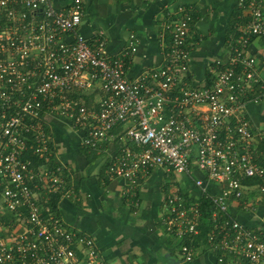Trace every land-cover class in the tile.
Returning <instances> with one entry per match:
<instances>
[{
    "label": "built area",
    "instance_id": "1",
    "mask_svg": "<svg viewBox=\"0 0 264 264\" xmlns=\"http://www.w3.org/2000/svg\"><path fill=\"white\" fill-rule=\"evenodd\" d=\"M241 3L252 15L235 37L213 87H180L181 95L172 96L192 56V17L184 8L165 25L172 39L167 65L130 80L124 61L109 59L102 37L91 45L78 32L82 0L66 8H57L54 0H0V264L102 263L94 239L78 235L59 216L54 197L71 193L63 165L47 168L27 156L50 157L45 113L60 111L86 128L83 143L93 149L108 140L116 126L132 121L126 135L138 149L126 145L107 169L111 177L127 180L129 189L138 185L142 171L163 165L178 172L196 166L212 179L226 181L223 194L212 196L216 210L211 240L222 235L219 245L233 255L231 264H264V239L227 215L228 198L240 197L249 188L241 176L264 174L249 154L253 133L240 115L246 104L242 94L259 81L256 58L246 49L252 36L264 37V0ZM65 35H71V41ZM135 39L131 34L133 51ZM96 86L101 91L98 107L68 97ZM240 142L246 152L236 150ZM196 184L203 186V181L197 179ZM261 196L264 200V184ZM179 201L169 200L170 228L177 227V236L197 233L198 205ZM182 253L185 261L193 259L189 245L182 246Z\"/></svg>",
    "mask_w": 264,
    "mask_h": 264
},
{
    "label": "crops",
    "instance_id": "2",
    "mask_svg": "<svg viewBox=\"0 0 264 264\" xmlns=\"http://www.w3.org/2000/svg\"><path fill=\"white\" fill-rule=\"evenodd\" d=\"M72 1L54 0V5L66 8ZM82 2L84 13L78 32L91 45L102 37L109 59H122L130 80L167 65L172 39L165 25L179 16L180 8L190 13L192 21L188 41L192 50L191 61L182 84L172 96L181 95L180 87H213L218 71L229 61L235 37L240 35L242 25H246L252 15V10L242 5V0ZM241 10L247 17L241 14ZM131 34L136 36L135 51L131 48ZM71 37L65 35L68 41ZM246 54L256 58L259 81L251 84L250 90L247 88L242 94L246 104L241 108L240 115L249 122L253 133L249 154L253 156L254 164L264 169V37L252 36ZM100 93L96 86L87 92H70L68 97L79 103L94 101L93 106L98 107ZM193 119L196 126L201 124L197 116ZM45 120L43 131L53 152L50 157L37 162L47 168L63 165L64 175L67 176L64 178L71 193L65 198L54 197L59 200V216L78 235H89L94 239L102 258L101 264L232 263L233 255L219 245L222 235H216L211 240L215 229L212 216L206 237L200 241L197 239L201 234L199 224L203 216L200 198L205 196L212 200V196H221L227 188L226 181L212 179L196 166H192L189 172H178L163 165L142 171L138 185L129 189L127 180L119 176L111 177L107 169L126 145L138 149L126 135L132 121L116 126L112 136L99 148L93 149L83 143L86 128L76 126L67 113L47 112ZM222 134L225 136L226 131ZM236 150L243 153L247 148H243L240 142ZM197 179L203 181V186L196 184ZM241 180L249 188L244 189L240 197L232 194L228 198L227 215L264 239V200L261 196L264 174L241 176ZM170 199H180L182 205H198L201 213L197 216V233L177 236V227L170 228ZM215 210L214 206L213 212ZM223 216L222 219L226 215ZM185 244L193 249L190 262L179 255ZM220 257H223L222 262Z\"/></svg>",
    "mask_w": 264,
    "mask_h": 264
},
{
    "label": "trees",
    "instance_id": "3",
    "mask_svg": "<svg viewBox=\"0 0 264 264\" xmlns=\"http://www.w3.org/2000/svg\"><path fill=\"white\" fill-rule=\"evenodd\" d=\"M243 12L244 11L241 10V14H243L247 17V14L243 13ZM86 103H88V102H86ZM27 156L32 157L33 162H35V163L37 162V157L31 156V154H28ZM200 200H201V203L203 204L202 209H201L203 212L202 213L203 216H202L200 224H199V229L201 231V234L197 238L198 241H200L201 239L204 240V238L206 237L208 230H209V224L211 221V216H212L211 212H213V209H214V204L210 198H206L205 196H202L200 198Z\"/></svg>",
    "mask_w": 264,
    "mask_h": 264
},
{
    "label": "rangeland",
    "instance_id": "4",
    "mask_svg": "<svg viewBox=\"0 0 264 264\" xmlns=\"http://www.w3.org/2000/svg\"><path fill=\"white\" fill-rule=\"evenodd\" d=\"M93 92H97L96 94H98V93H99V91H98V90H97V91H95V90H94ZM85 103H86V102H85ZM86 104H87L88 106H90V107H93L94 101H92V102H88V103H86ZM177 176H178V174H177ZM179 255H180V257H182V256L184 257V254H182V253H181V254H179Z\"/></svg>",
    "mask_w": 264,
    "mask_h": 264
}]
</instances>
